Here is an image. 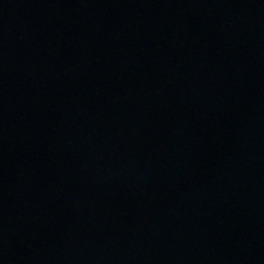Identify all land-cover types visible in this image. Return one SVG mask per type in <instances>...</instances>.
I'll list each match as a JSON object with an SVG mask.
<instances>
[{
  "label": "water",
  "instance_id": "95a60500",
  "mask_svg": "<svg viewBox=\"0 0 264 264\" xmlns=\"http://www.w3.org/2000/svg\"><path fill=\"white\" fill-rule=\"evenodd\" d=\"M0 264H264V0H0Z\"/></svg>",
  "mask_w": 264,
  "mask_h": 264
}]
</instances>
